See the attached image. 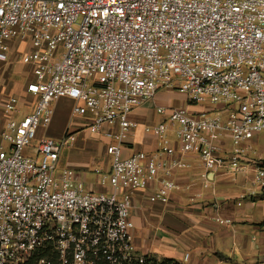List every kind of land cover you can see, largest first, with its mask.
Listing matches in <instances>:
<instances>
[{
  "label": "built area",
  "instance_id": "built-area-1",
  "mask_svg": "<svg viewBox=\"0 0 264 264\" xmlns=\"http://www.w3.org/2000/svg\"><path fill=\"white\" fill-rule=\"evenodd\" d=\"M12 41L31 44L27 92L36 103L1 134L0 264L142 263L132 196L158 183L149 200L167 204L188 157L207 179L245 174L253 156L264 189V157L252 142L264 134V0H0V63ZM160 90L210 108L158 107V150L124 158L130 114ZM61 98L81 104L73 118L91 113L92 135L115 128L105 149L111 171L98 172L111 193L87 191L76 171L60 170L66 141L37 139ZM4 113H20L18 98Z\"/></svg>",
  "mask_w": 264,
  "mask_h": 264
},
{
  "label": "crops",
  "instance_id": "crops-1",
  "mask_svg": "<svg viewBox=\"0 0 264 264\" xmlns=\"http://www.w3.org/2000/svg\"><path fill=\"white\" fill-rule=\"evenodd\" d=\"M9 46L7 61L0 63V148H3L2 143L8 148L1 137L7 122L31 114L36 103L27 92V86L35 80L34 66L26 60L31 44L12 41ZM158 94L130 114L129 120L135 128L124 141V158L134 154L150 155L158 150V136L154 131L147 132V113L150 108L157 113ZM10 97L18 98L19 114L4 113V105ZM65 102L71 107L66 115L58 111ZM76 105L81 106L69 98L54 101L52 121L38 129L37 139L44 138L42 133L45 135L47 131L50 136L56 135L57 127V137L67 143L63 149L66 159H62V151L60 162L76 171L87 191L109 194L112 189L101 185L98 172L111 171L112 161L105 149L115 143L107 136L114 133L115 128L105 127L101 134L92 135L87 129L91 113L72 120V109ZM70 126L75 130H70ZM248 161L251 164L245 174L236 177L209 174L204 179L201 161L196 157L186 158V169L175 172L172 177L178 188L170 194L167 204L149 200L158 183L135 192L131 215L137 252L180 264H264V195L255 184L253 156ZM92 163H96L94 168L90 167ZM88 171L93 173L91 179L87 178ZM252 185L257 189H251ZM260 211L261 216H258ZM217 218L228 220L230 224H220Z\"/></svg>",
  "mask_w": 264,
  "mask_h": 264
},
{
  "label": "rangeland",
  "instance_id": "rangeland-1",
  "mask_svg": "<svg viewBox=\"0 0 264 264\" xmlns=\"http://www.w3.org/2000/svg\"><path fill=\"white\" fill-rule=\"evenodd\" d=\"M156 104L158 107H162V108H165V109H176V108H182V109H186V110H193L194 112H199V111H202V110H205V109H208L210 108L209 105H201V106H195V105H191L190 103H188L185 98L183 97V95L178 92V91H166V90H160L159 91V94H158V97L156 99ZM70 106H68V104L65 102V103H61V106L59 107V112L62 113V114H68L69 113V110H70ZM73 111V109H72ZM149 113H147V125L149 126L147 128V132H153L154 130V127L157 126L158 124L164 122L165 120V117L164 116H159L154 109L150 108L149 110ZM1 112V110H0ZM78 118V117H77ZM72 120H75V118H73L72 116ZM52 121V119H51ZM73 122V121H72ZM51 123V122H50ZM49 123V124H50ZM48 124V125H49ZM47 125V126H48ZM71 125V123H70ZM75 127H71L70 126V130H75L74 129ZM51 131H53L51 129ZM54 132L56 135H48V131L45 133H42L43 137L44 138H50L56 142H61L62 139L58 138L57 134H58V131H57V127L54 129ZM168 136L170 139H173V132L172 131H169L168 132ZM253 144L256 146L255 147V152H256V155H254V157L256 158H261V157H264V134L254 138L252 140ZM0 144H1V140H0ZM2 147L4 149H7V146L5 144L2 143ZM66 151V150H65ZM63 151V155H62V159H66V152ZM254 159V158H253ZM62 162V161H61ZM61 162H59V168L60 170H63L64 168H66V166L64 164H62ZM96 166V163H92L91 164V168H94ZM88 179H91L92 178V175L93 173H91V171H88ZM251 189H257L256 187H254L253 185L250 186ZM248 187V188H250ZM258 216H261V211L258 212Z\"/></svg>",
  "mask_w": 264,
  "mask_h": 264
},
{
  "label": "trees",
  "instance_id": "trees-1",
  "mask_svg": "<svg viewBox=\"0 0 264 264\" xmlns=\"http://www.w3.org/2000/svg\"><path fill=\"white\" fill-rule=\"evenodd\" d=\"M263 195H264V189H263ZM137 264H180V263L171 259L159 260L153 256H145L143 262Z\"/></svg>",
  "mask_w": 264,
  "mask_h": 264
}]
</instances>
